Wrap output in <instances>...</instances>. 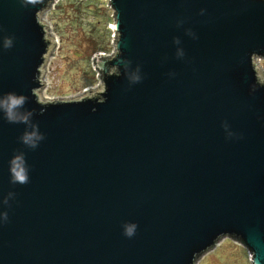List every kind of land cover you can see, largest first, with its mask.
Wrapping results in <instances>:
<instances>
[{
    "label": "water",
    "instance_id": "water-1",
    "mask_svg": "<svg viewBox=\"0 0 264 264\" xmlns=\"http://www.w3.org/2000/svg\"><path fill=\"white\" fill-rule=\"evenodd\" d=\"M54 1L0 0V96L44 136L26 148L0 115V264H196L224 236L264 264V0H108L99 87L47 99Z\"/></svg>",
    "mask_w": 264,
    "mask_h": 264
},
{
    "label": "rangeland",
    "instance_id": "rangeland-1",
    "mask_svg": "<svg viewBox=\"0 0 264 264\" xmlns=\"http://www.w3.org/2000/svg\"><path fill=\"white\" fill-rule=\"evenodd\" d=\"M78 3L55 0L54 6L50 4L40 14L54 40L42 67L43 86L39 90L42 98H78L86 90L98 88L100 75L95 70L94 57L112 55L115 32L108 0ZM255 61L264 71V59L255 57ZM237 241L228 236L220 238L196 264H250L249 251Z\"/></svg>",
    "mask_w": 264,
    "mask_h": 264
},
{
    "label": "clouds",
    "instance_id": "clouds-1",
    "mask_svg": "<svg viewBox=\"0 0 264 264\" xmlns=\"http://www.w3.org/2000/svg\"><path fill=\"white\" fill-rule=\"evenodd\" d=\"M180 40L175 39L174 44L180 45ZM177 57L181 58L183 56V50L177 47ZM264 59V58H261ZM139 79L138 77L136 78ZM26 103V98L22 95H16L13 93L0 96V115L3 116L5 120L9 123H20L25 125V131L20 136V142L29 149H36L39 147L41 141H43L44 136L39 131L37 125L32 121V112L26 110L24 105ZM227 129V125H225ZM231 135V133H229ZM9 178L10 183L13 184H25L29 180V168L27 161L22 152L15 153L9 160ZM14 193L9 192L4 198L2 203L7 204L8 199L13 197ZM7 220V213L0 212V221ZM136 225L129 223L124 226V234L131 237L135 233Z\"/></svg>",
    "mask_w": 264,
    "mask_h": 264
},
{
    "label": "trees",
    "instance_id": "trees-1",
    "mask_svg": "<svg viewBox=\"0 0 264 264\" xmlns=\"http://www.w3.org/2000/svg\"><path fill=\"white\" fill-rule=\"evenodd\" d=\"M77 2H79L78 4L79 5H82L84 3H87L89 2V0H76ZM98 14H102V13H98ZM231 238V237H230ZM233 241H237L238 239H234V238H231ZM237 242H240L239 240ZM241 243V242H240ZM242 244V243H241ZM243 245V244H242ZM248 250V249H247Z\"/></svg>",
    "mask_w": 264,
    "mask_h": 264
},
{
    "label": "built area",
    "instance_id": "built-area-1",
    "mask_svg": "<svg viewBox=\"0 0 264 264\" xmlns=\"http://www.w3.org/2000/svg\"><path fill=\"white\" fill-rule=\"evenodd\" d=\"M52 6H54V2L51 3ZM217 244V243H216Z\"/></svg>",
    "mask_w": 264,
    "mask_h": 264
}]
</instances>
